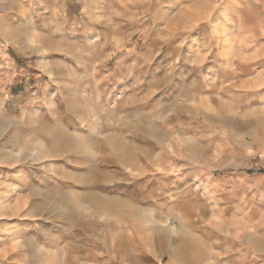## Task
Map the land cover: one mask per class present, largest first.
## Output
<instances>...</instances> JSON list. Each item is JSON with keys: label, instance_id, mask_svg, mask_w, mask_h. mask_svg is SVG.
<instances>
[{"label": "rangeland", "instance_id": "obj_1", "mask_svg": "<svg viewBox=\"0 0 264 264\" xmlns=\"http://www.w3.org/2000/svg\"><path fill=\"white\" fill-rule=\"evenodd\" d=\"M261 172L264 0H0V264H264Z\"/></svg>", "mask_w": 264, "mask_h": 264}, {"label": "crops", "instance_id": "obj_2", "mask_svg": "<svg viewBox=\"0 0 264 264\" xmlns=\"http://www.w3.org/2000/svg\"><path fill=\"white\" fill-rule=\"evenodd\" d=\"M44 1H52V0H44Z\"/></svg>", "mask_w": 264, "mask_h": 264}, {"label": "trees", "instance_id": "obj_3", "mask_svg": "<svg viewBox=\"0 0 264 264\" xmlns=\"http://www.w3.org/2000/svg\"><path fill=\"white\" fill-rule=\"evenodd\" d=\"M249 173H251V172H249ZM261 173H263V174H264V172H261Z\"/></svg>", "mask_w": 264, "mask_h": 264}]
</instances>
